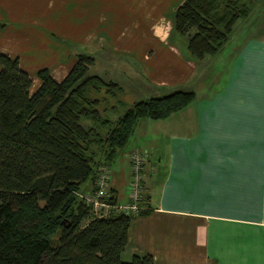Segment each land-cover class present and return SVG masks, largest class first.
Listing matches in <instances>:
<instances>
[{"label": "crops", "instance_id": "obj_1", "mask_svg": "<svg viewBox=\"0 0 264 264\" xmlns=\"http://www.w3.org/2000/svg\"><path fill=\"white\" fill-rule=\"evenodd\" d=\"M182 1L0 0V52L18 59L35 89L37 70L46 68L59 81L73 64L75 54L61 37L98 45L100 36L94 39L93 31H111L128 13L151 17L149 40H135L134 34L113 36V42L142 49L143 76L159 93L165 88L158 96L184 89L195 97L154 121L151 132L142 135L143 147H136L149 152L141 184L150 212L130 221L120 258L264 264V20L242 25L232 36L240 20L252 21L255 14L238 19L219 52L197 59L173 30V14ZM46 44L56 52L43 61ZM129 153L127 172L109 180L118 204L129 201L127 193L124 199L120 194L131 180Z\"/></svg>", "mask_w": 264, "mask_h": 264}, {"label": "trees", "instance_id": "obj_2", "mask_svg": "<svg viewBox=\"0 0 264 264\" xmlns=\"http://www.w3.org/2000/svg\"><path fill=\"white\" fill-rule=\"evenodd\" d=\"M255 2L183 0L173 30L201 59L221 50ZM74 57L59 81L37 70L32 90L18 59L0 52V264H153L151 255L120 258L130 221L150 212L143 192L136 215L105 217L91 214L75 192L92 190L98 167L116 158L139 118L164 119L195 93L178 89L126 105L119 83L87 73L92 56ZM123 106L115 119L102 116ZM109 200L117 203L112 194Z\"/></svg>", "mask_w": 264, "mask_h": 264}, {"label": "rangeland", "instance_id": "obj_3", "mask_svg": "<svg viewBox=\"0 0 264 264\" xmlns=\"http://www.w3.org/2000/svg\"><path fill=\"white\" fill-rule=\"evenodd\" d=\"M259 1H261L262 3L260 2V4H258ZM253 14H255V17L253 18L254 20L252 21L240 20V22H238V24L239 23L240 24L236 27V30L233 32L232 36L236 34L237 30L241 29L242 25H246L249 23V26H250L251 24L256 23V20H259V19L261 22H263L264 20V0H257L255 3V8H253V10L248 14L247 17L250 18L252 17ZM149 19H151V17H145V16L135 17L134 14L128 13L124 17L123 21L122 22L120 21L121 23L113 24L117 27H113V28L111 27L109 29L111 31L107 30L106 33L101 32L100 34L96 33L95 31L90 33L94 39L95 37H97V35L100 36L98 45H93L88 42L81 44L79 43V42H82L80 40L81 39L80 37H78L77 40L73 39V37L70 39L61 37V41L65 42L67 46L69 45L70 53L72 54L85 53L87 55L92 56L93 63L87 67V73L101 76L104 80H112V81L119 83L123 87V90H124L122 94V99L126 102V105H129L134 101L148 99L152 96H158V95L164 94L165 92V91H162V90H165V88L160 87L159 90L162 93H159L154 88V86L155 87L157 86L154 85V83L148 77L143 76V75H147L146 74L147 71H145L146 69L143 63L141 62L142 59L139 58L140 56L139 52H142V49L120 47L116 45V42H113V36L122 35V37L125 38L129 35H134V34H135V38H134L135 40H138L139 36L141 37L143 41L149 40L150 39V33L148 30L149 24H150ZM135 21L139 22L142 25V31H141L140 25L137 24V26L134 27ZM102 27H99V28H102ZM105 28L107 29L108 26L106 25ZM122 30H126V31L122 32ZM54 34L56 35V33ZM104 34L105 35L107 34L110 39L103 37ZM50 36H54V35L50 34ZM59 38H60V35H59ZM51 48L52 46H49L46 44L45 53H44L45 56L44 58H41L40 60L45 61L47 55L49 54L54 55V53L56 52V49L55 48L51 49ZM28 64L31 67L43 65L42 62H40L37 65L34 63H28ZM35 84L36 83L33 82L32 90L34 89ZM193 88L197 90L196 89L197 86L194 85ZM108 104L109 103H107L106 106ZM105 108L103 107V109ZM125 109L126 107L124 106L118 109L116 108V110L107 108L103 111L102 116L108 119H115L118 116H120L122 113H124ZM154 121L156 120L147 118V117H141L137 120L135 127H134V131L132 135L130 136L128 143L121 151H119L116 158L113 159V161H111L108 165L109 180L111 177H115L117 173L122 170L125 173L127 172L128 170L127 154L131 150L138 149L136 148L138 146L143 147V144H145V140L142 138V135L145 132H146V135H148V133L151 132L149 130H151V127H153L155 123ZM82 123L84 122L82 121ZM139 149L143 150V148H139ZM125 188L126 190H124L122 187L120 188V194H122L123 199L126 198L125 193H127V187Z\"/></svg>", "mask_w": 264, "mask_h": 264}, {"label": "built area", "instance_id": "obj_4", "mask_svg": "<svg viewBox=\"0 0 264 264\" xmlns=\"http://www.w3.org/2000/svg\"><path fill=\"white\" fill-rule=\"evenodd\" d=\"M149 157L145 149H135L129 155L131 180L127 186L129 201L126 204L111 203L109 189V174L105 165L98 167L94 187L89 191H76L75 195L87 206L95 217H105L110 212H122L126 215H136L141 208L143 165Z\"/></svg>", "mask_w": 264, "mask_h": 264}]
</instances>
